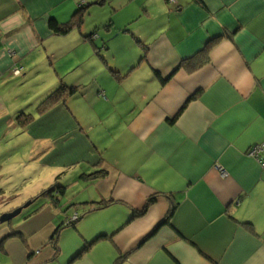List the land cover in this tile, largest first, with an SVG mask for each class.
<instances>
[{
    "label": "crops",
    "instance_id": "obj_1",
    "mask_svg": "<svg viewBox=\"0 0 264 264\" xmlns=\"http://www.w3.org/2000/svg\"><path fill=\"white\" fill-rule=\"evenodd\" d=\"M97 5L112 8L107 33L98 19L50 30ZM4 35L9 73L15 56L46 44L105 48L96 71L63 76L32 107L8 114L0 96V215L58 179L66 187L0 230V264H264V152L248 154L264 144V0H0ZM62 84L77 94L39 110ZM13 140L29 149L3 169Z\"/></svg>",
    "mask_w": 264,
    "mask_h": 264
},
{
    "label": "rangeland",
    "instance_id": "obj_2",
    "mask_svg": "<svg viewBox=\"0 0 264 264\" xmlns=\"http://www.w3.org/2000/svg\"><path fill=\"white\" fill-rule=\"evenodd\" d=\"M111 11H112L111 7H108L107 10H102L100 5L93 6V9H90L89 11L85 12L84 17H83V22L90 24L93 19L94 21L96 19L100 21L105 20V23H101L99 21L100 25L98 27V32L107 33V29L110 28V26L112 25ZM11 36H13V34ZM5 38H6L5 35L0 38V53L6 50L10 54L11 51H14L13 49L14 47L6 46ZM94 38L98 39V36L96 35L94 37H89L88 40L90 39L93 40ZM50 42L52 43L55 41L52 40ZM63 44L64 43L61 44V42H56L55 44H52V45L46 44V45H43V47H39L38 49L34 48L32 50L24 52L23 54L28 52L25 57L22 55H18L19 58L15 56L12 62L14 65L12 69V71L14 70V72L12 73L16 78L20 77L18 79H15L14 76L11 75L12 73H9V70L5 72L0 70V96L5 106V112H7L8 114H15L21 108V106L25 105L26 107L27 106L32 107L33 101L36 100L35 96H39L43 94L48 87L57 83L58 80H60L63 76L72 74L73 76L76 75L77 77H81V76H85V72L87 71V69L91 71L97 70L98 67H97V63H95V60L98 56H96L95 58H93V56L96 53L95 50L97 48H99V50L100 48H105V44L103 43V41L99 40V43H97V46H98L97 48H96V45L91 44L92 52L94 54L92 53L89 54L87 50L88 48H86L85 46L78 47L77 49L73 51L74 53H70L71 48L66 50L64 53H60V50L64 49L65 47L67 48L68 46L67 44L69 43H66L64 46ZM115 48L118 49V46H115ZM121 51L125 53V51L123 50ZM44 53H46V57L43 55ZM54 53L55 54L57 53V55L60 53L59 56L62 55L61 58L57 60V58L54 57ZM80 54L86 55V59L79 62V59H75V57L77 55L80 56ZM138 55L139 54L136 49V57H138ZM54 58H56V61ZM101 58L102 56L100 54V57L97 58L98 61H101ZM22 66H24V68H22ZM23 120L24 119H22V121ZM9 135L12 138V134H9ZM9 135L7 136V138H9ZM4 144H9L10 150H13L12 153L14 154V157L12 161H9V163H7L6 161V164H5L4 162L5 165H3V169L8 164H10V162L12 164L13 162H16L17 158L19 159V157L22 156L23 153H25L24 150L29 149L28 143H26L24 140L9 141L8 143H2V146ZM17 154H19V157L16 156ZM8 158L10 157H7L6 160ZM24 167L22 166L21 168H19L17 172H20L22 169L24 170L25 169ZM37 170H38L37 168H34L32 172L29 173L28 176L36 174L35 176L38 178L39 173H36ZM1 180H3V178H0V181ZM11 182L9 181L5 182L4 183L5 187H7L8 184ZM2 201H5V200H2ZM34 201H35V198H32L27 203L20 205L15 209H12L8 213H12L15 210H18L19 208H23V211H22L23 213L25 210L29 209L33 205ZM28 203H31L30 206L25 208V206ZM0 218H1V215H0ZM73 218H71V220L68 222L70 225L75 224L79 220L78 219L73 222L72 220ZM21 219H22V216H19L15 218L14 220H12L10 223H8V225L11 223L12 225H15L16 223L21 221ZM1 225L2 224H0V226Z\"/></svg>",
    "mask_w": 264,
    "mask_h": 264
},
{
    "label": "trees",
    "instance_id": "obj_3",
    "mask_svg": "<svg viewBox=\"0 0 264 264\" xmlns=\"http://www.w3.org/2000/svg\"><path fill=\"white\" fill-rule=\"evenodd\" d=\"M83 17H84V8L78 10L73 17L74 20L67 23V24L60 23L57 19L52 18L49 22V28L54 33H56L58 35L65 36V35L69 34L76 25L83 22ZM208 50H209V46H207L201 53H199L200 58L197 59V61L193 60L190 63H186L188 70H191V71L195 70V66L205 64L206 54L208 53ZM188 64H190V65H188ZM77 92H78V89L62 84L58 89H56L53 93H51L43 101V103L39 106V110L44 111V110L50 109L54 105L58 104L59 102L66 100V98L71 97V96H75L77 94ZM32 118H33L32 115L22 113L17 118V121L21 125L27 126L28 124H31ZM22 119H24V120L22 121ZM105 175H106V173L104 171H99V172H95L94 174H91V175H85L83 178L86 180H93V179H97L99 177H103ZM58 181H59V179L48 190L44 191L39 197L35 198V201L33 204H35L36 207L34 205H32L29 209L25 210L23 212V214L20 215V216H22L21 220H27L31 216H33L34 214L39 212V210L44 206V204L42 202L43 198H47L51 202H54L55 204L60 202L61 198L66 195V187L62 186ZM154 202H155V198L150 199L148 201L146 207H145V210ZM33 206H34V208H33ZM68 225L72 226L75 224L70 225L68 223ZM7 226H12L11 230L15 231L12 223L9 225H8V223L1 225L0 230L3 227H7ZM60 230H61V227L57 230V232L55 233V236L58 235ZM13 234L22 236L20 234L15 233V232ZM55 236L53 237V240L55 239ZM56 253H59V249L57 247H56Z\"/></svg>",
    "mask_w": 264,
    "mask_h": 264
},
{
    "label": "water",
    "instance_id": "obj_4",
    "mask_svg": "<svg viewBox=\"0 0 264 264\" xmlns=\"http://www.w3.org/2000/svg\"><path fill=\"white\" fill-rule=\"evenodd\" d=\"M31 203H28L25 208L29 207ZM23 208H19L12 213L3 214L0 218V224L10 223L15 218L19 217L22 214Z\"/></svg>",
    "mask_w": 264,
    "mask_h": 264
},
{
    "label": "built area",
    "instance_id": "obj_5",
    "mask_svg": "<svg viewBox=\"0 0 264 264\" xmlns=\"http://www.w3.org/2000/svg\"><path fill=\"white\" fill-rule=\"evenodd\" d=\"M171 2H174V0H171ZM264 152V144H260V145H255L254 147H252L250 150H249V155L251 157H254V158H257L259 159L261 154ZM262 163V166L264 167V161L261 162ZM79 217L78 215H76L72 220L73 222L78 220Z\"/></svg>",
    "mask_w": 264,
    "mask_h": 264
}]
</instances>
